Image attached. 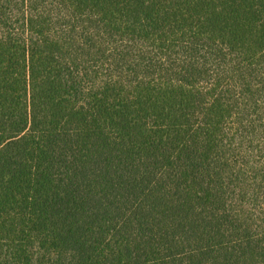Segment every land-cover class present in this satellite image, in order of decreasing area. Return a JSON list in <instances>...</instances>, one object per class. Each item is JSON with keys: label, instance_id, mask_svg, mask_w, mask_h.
<instances>
[{"label": "trees", "instance_id": "1", "mask_svg": "<svg viewBox=\"0 0 264 264\" xmlns=\"http://www.w3.org/2000/svg\"><path fill=\"white\" fill-rule=\"evenodd\" d=\"M0 264H264V0H0Z\"/></svg>", "mask_w": 264, "mask_h": 264}]
</instances>
